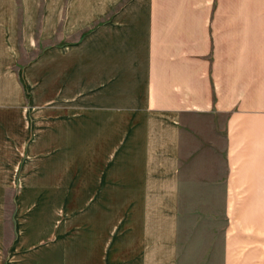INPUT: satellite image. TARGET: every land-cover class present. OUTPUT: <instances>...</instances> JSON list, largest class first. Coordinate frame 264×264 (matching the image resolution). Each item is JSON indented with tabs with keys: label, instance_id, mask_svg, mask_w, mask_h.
Segmentation results:
<instances>
[{
	"label": "crops",
	"instance_id": "obj_1",
	"mask_svg": "<svg viewBox=\"0 0 264 264\" xmlns=\"http://www.w3.org/2000/svg\"><path fill=\"white\" fill-rule=\"evenodd\" d=\"M263 9L264 0H136L122 26L136 32V94L90 98L93 146L75 191L89 215L74 220L72 264H264ZM60 32L49 0H0V264L28 263L30 216L59 189L49 168H64V115L34 114L20 73L47 72V57H25ZM78 115L74 106L77 134ZM72 151L79 162V144Z\"/></svg>",
	"mask_w": 264,
	"mask_h": 264
},
{
	"label": "rangeland",
	"instance_id": "obj_2",
	"mask_svg": "<svg viewBox=\"0 0 264 264\" xmlns=\"http://www.w3.org/2000/svg\"><path fill=\"white\" fill-rule=\"evenodd\" d=\"M77 7L81 27L79 37L72 38L67 25L69 17ZM133 18H136V0H49L50 23L54 26L59 24L64 33L60 32L61 37L58 39L56 33L53 34L54 37H50L47 43L32 41L30 47L33 48L31 51L28 49L30 54L25 58L31 62L47 57L46 73L26 71L20 75L26 81H23L25 84L22 91L28 101H33L31 109L34 114L47 111L50 117L64 115L63 151L58 154V159L56 158L59 164L64 163V168H49L50 172L53 171L49 179L52 177L51 180H54L49 186L59 189L40 196L30 216L29 234L32 246L27 264H46V260H49L45 258L47 254L52 255L50 259L57 258V264L73 262L74 220L77 221L80 217L81 220L88 221L89 215L87 200L85 210L79 213L76 208L78 200L75 197L79 184L76 170H80L79 181H86L89 150L91 145L93 146L90 136L89 102L92 97L104 95L120 101L122 93L128 90L133 92L132 87L136 94V55H131L136 51V32L130 39L127 37L130 34L122 28L123 24ZM46 46L49 47L47 54L44 50ZM4 48L5 45L1 46L0 50L3 51ZM6 58L1 55L0 62L3 63ZM6 79L9 81L10 78ZM9 84V87H12V81L8 82ZM74 106L80 107V116H77L79 134L72 130ZM97 140L99 141L98 136ZM74 144H79L81 149L79 162H76L73 155ZM78 165L79 169L74 167ZM80 203L82 205L83 201ZM44 245H48V248Z\"/></svg>",
	"mask_w": 264,
	"mask_h": 264
},
{
	"label": "bare ground",
	"instance_id": "obj_3",
	"mask_svg": "<svg viewBox=\"0 0 264 264\" xmlns=\"http://www.w3.org/2000/svg\"><path fill=\"white\" fill-rule=\"evenodd\" d=\"M59 192V191H58Z\"/></svg>",
	"mask_w": 264,
	"mask_h": 264
}]
</instances>
